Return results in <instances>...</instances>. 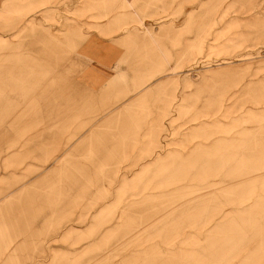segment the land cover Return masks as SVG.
<instances>
[{
  "label": "rangeland",
  "instance_id": "rangeland-1",
  "mask_svg": "<svg viewBox=\"0 0 264 264\" xmlns=\"http://www.w3.org/2000/svg\"><path fill=\"white\" fill-rule=\"evenodd\" d=\"M207 2L18 0L17 37L0 19V57L20 61L0 67V264H127L149 246L176 264H264L263 179L235 177L236 141L252 123L228 131L240 116L218 110L235 102L242 60L264 59V0H225L217 11ZM133 33L135 49L120 40ZM94 34L119 38L132 96L105 115L84 109L76 84L78 49ZM48 50L56 62L43 75L36 63ZM159 218L188 234L141 245Z\"/></svg>",
  "mask_w": 264,
  "mask_h": 264
},
{
  "label": "crops",
  "instance_id": "crops-1",
  "mask_svg": "<svg viewBox=\"0 0 264 264\" xmlns=\"http://www.w3.org/2000/svg\"><path fill=\"white\" fill-rule=\"evenodd\" d=\"M216 0H208V4L214 3ZM219 1L217 8L214 4H212L215 7V10L217 11L218 7H220V3L225 1L222 0ZM6 3L5 0H0V19L5 20L1 23L2 28H8V35H12L17 37L19 35L18 32V21L22 20L18 17H15L17 14L16 11V5L18 3V0H9L8 7L2 8L3 3ZM222 4V3H221ZM210 6V5H209ZM219 15V12H217ZM216 15V16H217ZM211 18V17H210ZM25 31V30H24ZM26 31H33V28H27ZM4 33L6 31H3ZM40 33V32H39ZM5 35V34H2ZM41 37L44 36L43 34H40ZM132 36H137V33L125 35V37L120 38L122 41L123 38H125V42L128 48L131 46H134L137 44V42H140L141 40H137L136 38H133ZM1 37V36H0ZM148 39L147 41H153V38L150 36V40L148 37H143V39ZM50 43L49 38L44 36V42ZM119 38L117 39H105L103 37H100L98 35H90L88 39L81 44L80 48L78 49L79 54V70L76 75V84L81 88L83 91L82 97L88 98L89 100L84 103L85 107L84 109H93L96 110L95 114H110L111 112H99V109H105L109 104L111 105V101L114 100H122L120 104L115 105L112 110H119L121 109V105L126 103L129 99L132 98V96L125 95V81L121 80L125 77L122 76V70L118 66V62L124 58V49L118 45ZM144 40H142L143 42ZM145 42V41H144ZM1 43V42H0ZM6 43V42H5ZM135 49V46L134 48ZM43 50V49H42ZM135 51V50H134ZM48 56L46 58H43V56H40L38 59L39 61H42L41 63H36V67H38L39 73H42L43 75H46V69H49L51 66V62H54L56 58H51L50 50H48ZM58 53V52H56ZM139 57V55L137 54ZM19 57L16 54H9L8 56H1L0 57V67L2 68L3 62H14L18 63L20 62ZM45 59V60H44ZM14 60V61H13ZM54 60V61H53ZM244 61V69H246V72L241 75L240 79L236 80L232 86H233V92L232 97L234 98L235 102L232 103L231 107H227L224 109V105L220 106L218 110L221 111V114L223 117L228 118L230 114L238 113L240 116L239 118H231L230 122L227 124L222 125L221 127L229 130H233L237 127H240V123H243L246 121L245 118H247V121H251L252 123V131L250 134H246V132H240V136L236 141L238 152L239 154H236L238 152H235V177H240V180L250 181L253 180H259L263 179L262 183L260 184L261 187L264 186V159H260L261 156H264V151L262 150L264 148V59L262 60H242ZM56 62V61H55ZM53 65V64H52ZM25 65L23 64V67ZM256 66V69L254 68ZM43 70L41 72V69ZM37 69V68H36ZM28 71L25 70L23 74H26ZM37 72H32V74L39 75ZM7 73V72H6ZM10 73V72H8ZM7 73V74H8ZM29 73V72H28ZM5 74V73H4ZM6 74V75H7ZM3 76V75H2ZM130 76H127L126 82L129 79ZM40 82V81H37ZM134 84V83H133ZM134 89H137L136 87ZM129 90V89H128ZM144 89H142L143 91ZM126 96V97H125ZM246 96V97H245ZM88 109V110H89ZM86 114V112H84ZM92 114V113H91ZM219 126L218 123H213L211 126ZM203 126V125H201ZM220 127V126H219ZM239 131V130H238ZM237 131V133H238ZM230 141H233V138L230 139ZM222 155V153H221ZM239 156V159L237 158ZM244 156L253 157L252 159H244ZM192 161V160H191ZM189 163V160H187ZM205 162L204 160H197L192 161L193 163H202ZM212 163V161H208L206 163ZM219 162V161H216ZM224 163L225 161L222 160ZM231 162V161H230ZM234 162V161H233ZM242 168H244V173H242ZM82 170V169H81ZM80 170V171H81ZM173 171V169H170ZM261 171V175L256 174L254 176L251 171ZM162 171V169H161ZM250 172V175L247 176V174ZM244 174V175H243ZM70 178V177H65ZM93 180H97L96 177L92 178ZM261 181V180H260ZM251 184V183H250ZM258 185V184H257ZM255 185V186H257ZM259 186V185H258ZM264 188V187H263ZM82 189V188H80ZM83 191H81L82 193ZM181 220H183L184 216L185 219L187 215L186 213H182ZM162 220L164 218L156 219L150 227L152 228V231H142V236L139 238V243L142 245L143 238L147 235L148 237L151 236L153 238H174L177 239L180 236H186L188 233H186L185 229L186 227H183L181 224L178 225L172 224V223H162ZM177 220V219H176ZM153 221V220H151ZM148 221V222H151ZM178 221V220H177ZM147 221H145L146 224ZM142 224V225H143ZM149 224V223H148ZM181 225V226H180ZM189 227V226H188ZM187 227V228H188ZM190 227H195L196 225H190ZM203 228V227H202ZM201 228V229H202ZM199 235H203V231H198ZM207 238V237H205ZM149 241V240H146ZM170 243L169 246H167L166 252L171 253L176 250H174L173 246H175L176 241L170 240L166 241V243ZM158 247L155 246H149L146 247L143 251H139V253H130L128 254V260L127 264H144L145 258L144 255H147L148 252L153 253L154 255H157L156 258H154V264H176L174 260H166L163 259L161 256V253L157 249ZM174 250V251H173ZM64 253V252H63ZM60 254V253H58ZM179 258L178 255H176ZM55 259V254L52 257ZM182 258V257H181ZM60 259V258H59ZM178 259H176L178 261ZM184 260H187L186 257L182 258ZM10 264H19L12 262ZM54 264V263H52Z\"/></svg>",
  "mask_w": 264,
  "mask_h": 264
}]
</instances>
